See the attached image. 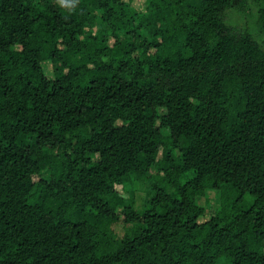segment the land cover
Returning a JSON list of instances; mask_svg holds the SVG:
<instances>
[{
    "label": "trees",
    "instance_id": "16d2710c",
    "mask_svg": "<svg viewBox=\"0 0 264 264\" xmlns=\"http://www.w3.org/2000/svg\"><path fill=\"white\" fill-rule=\"evenodd\" d=\"M141 1L0 0V264H264V0Z\"/></svg>",
    "mask_w": 264,
    "mask_h": 264
},
{
    "label": "rangeland",
    "instance_id": "374dc122",
    "mask_svg": "<svg viewBox=\"0 0 264 264\" xmlns=\"http://www.w3.org/2000/svg\"><path fill=\"white\" fill-rule=\"evenodd\" d=\"M132 4H134L135 7L139 9H141L143 6L141 0H133ZM256 8H257V5L249 4L246 7V9L242 11V13L236 12V11H229V13H227V19H228L229 25L235 28L237 27L241 28V27L246 26L248 30L252 33V35L254 37H257V34L254 29V25H253L255 15H256ZM43 68H45L46 73H50V70L48 69L45 63H43ZM137 194L138 196H136V205H139L140 197L142 194L140 192H138ZM198 200L201 203V205H203V208H204V213L201 216V218H205L207 217V212L211 210L214 206H216L215 192L206 191L204 197ZM114 230L117 233H120L121 232L120 224H115Z\"/></svg>",
    "mask_w": 264,
    "mask_h": 264
}]
</instances>
